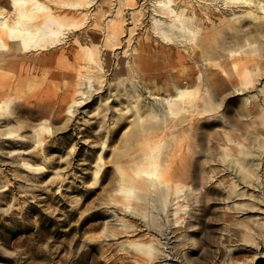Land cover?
I'll return each mask as SVG.
<instances>
[{
    "label": "rangeland",
    "instance_id": "1",
    "mask_svg": "<svg viewBox=\"0 0 264 264\" xmlns=\"http://www.w3.org/2000/svg\"><path fill=\"white\" fill-rule=\"evenodd\" d=\"M104 9L109 10L108 4L105 3ZM137 19L128 45L130 53L125 58L126 66L118 72L119 82L127 88L131 83L130 87L136 88V93L139 92L148 104L154 102L148 90L158 95H172L176 85L198 87L201 96L205 94L195 99L198 109L193 111L190 127H184L180 135L170 136L169 127L185 119L181 112L168 117V127L154 126L141 145L129 148L125 129L130 125L129 119L136 114L133 105H137L142 113L147 108L141 106L143 101H136L133 89L128 88L129 95L125 96L120 83L113 81L114 84L108 79L100 84L95 80V91L90 92L88 102L80 109L82 112L77 116L75 113L71 115L66 112V105L74 90L70 80L64 76L63 61L41 62L36 78L21 80V87L18 86L19 91H15V95L9 92L13 103L10 117L17 116L22 126L19 130L21 137L0 138V264H264V205L251 183L247 185L249 181L244 178V183H247L243 186L247 192L245 196L233 194V199L241 203L233 206L229 201L228 210H222L226 193L216 185L213 176L208 177L212 174L209 170L217 167L222 159V153L219 154L222 147L227 146L228 155L238 152L239 156L252 149L250 146L264 145V133L258 140L252 134L264 128L261 122L243 131L244 135L241 131L227 130L222 120L227 116L228 125L234 124L238 118L243 122L252 121L245 114L242 116L248 106L238 96L223 98L232 85H240L236 78L243 67L239 54L221 61L216 51L209 48V51L195 55L185 49L191 43L189 39L176 37L166 41L153 36L151 29H145V25L150 23L147 9L144 8ZM242 23H246L245 20ZM242 23H230L211 30V37L213 34L217 37L230 35ZM85 27L83 23L77 29L80 31ZM138 35L140 42H134ZM54 49L34 53L41 56ZM256 52L247 56L251 62L247 57L245 60L247 65L257 64L264 74V51ZM110 56L111 67L118 66L120 60ZM232 63L236 65L231 67ZM19 72L20 66L11 70L3 67L0 69V83ZM196 74H201V78L198 79ZM107 75L106 78H111L112 72ZM6 92L0 95V100L8 99ZM259 94V98L264 99V91ZM203 97L205 100L201 99ZM127 106L132 108L131 112L126 111ZM113 108L117 112H113ZM119 110L125 111L122 116H119ZM108 116L111 117L108 119ZM112 119L117 123H111ZM42 120L50 124V134L34 132ZM107 125H112L114 131L109 138L103 131H98ZM226 131L231 139L233 136V141H224L223 144ZM35 138L42 143L35 145ZM106 138L110 150L103 157L106 164L102 180L97 186H91L93 165ZM160 141L164 156L159 159V168L165 182L179 184L177 216L181 220L176 223L175 215L170 213L172 210L163 208L162 194L166 191L163 185L148 193L158 202L154 211L152 207L148 208L150 206L143 209L144 203H138L135 211H128L122 217L120 207L110 203V198L123 199L115 192L119 175L115 163L126 167L128 154H139L142 147H147L145 145L153 146ZM246 165L252 172L258 170L251 162H246ZM170 193L166 192L167 198ZM136 195L129 199L130 202H140ZM112 210L117 213L116 217H113ZM147 211H150L152 233L162 240L151 257L129 244V241L147 242L144 231L135 229L146 224L143 215ZM163 236L169 240H163ZM165 257L170 258L167 260Z\"/></svg>",
    "mask_w": 264,
    "mask_h": 264
},
{
    "label": "bare ground",
    "instance_id": "2",
    "mask_svg": "<svg viewBox=\"0 0 264 264\" xmlns=\"http://www.w3.org/2000/svg\"><path fill=\"white\" fill-rule=\"evenodd\" d=\"M105 3L108 4L109 10L104 9ZM144 8L147 9L150 22L148 26L145 25V29H151L153 36L161 37L166 41H170L176 37H184L191 41L190 45L187 48L185 47L186 50L195 55H201L203 52L205 53V50L207 52L211 48L212 50L210 51L213 52L215 50L220 56L221 61L233 54H239L238 57L243 67H240L241 70L238 72L239 77L237 76L236 78L239 80L240 85L238 87L232 85L231 89L223 94V98L225 99L229 95L238 96L239 100L248 106L242 116L245 114V116L252 118L250 119L252 121L243 122L238 118L234 124L228 125L226 121L227 116L222 120L228 127L227 130H237L239 132H246V129L254 127L258 121L264 124V99L259 98L260 91H264V74L260 72L261 67L257 64L254 63V65L252 62L251 65H247V56L257 53V50L259 52L264 51V0H0V69L6 67L8 70H11L14 66H20L19 73L13 74L10 79H5L6 81L0 83V95L6 91V94L9 95L8 99L0 100V138L12 139L21 137L19 133L22 126L20 119L15 115L10 117L12 115L11 108L13 103L9 92H13V95H15V91H19L18 89L21 87L19 86L21 80L36 78L37 68H41V62L50 60L63 61L65 68L64 76L70 80L71 89L73 88L74 90L71 100L66 105V112L71 115L75 113L77 116L82 112L80 109L88 102L87 99L91 96V91L94 90L95 80L101 84L102 81L110 79L109 82L116 81L121 84L118 72L126 66L125 58L130 53L128 45L130 44V40H132V31L136 28L138 23L137 17L143 13ZM244 20L246 23H242ZM83 23H85L86 27L79 31L77 28ZM230 23L234 25L235 23H242V25L235 28V32L232 34L228 31L230 35L226 36V34H222L217 37V35L213 34V38L211 37V30L228 26ZM139 37V35L135 36L133 41L140 42L138 40ZM54 47L55 49L49 54L36 56V53H34L47 51V49H53ZM29 52H31L30 55L28 54ZM110 55L120 60L119 65L115 62L118 66L111 67L110 60L112 59H110ZM246 57L247 60H245ZM251 60L248 61L251 62ZM102 61H104V66L102 65ZM235 65L236 63H232L231 67ZM111 72V78H106V75L111 74ZM197 78H201V74H198ZM122 84V93L128 96V88H131V83L128 88ZM131 89L135 92L136 98H134L136 101H143L141 102V106H147V108L146 112L142 113L137 105H133L136 114L133 113L135 116L129 119L130 125L125 129L126 141L129 148H133L134 145H141L140 143L147 138V135L151 133L154 126L156 128L168 127L166 123L168 117L176 116L181 112L185 114V119L169 127L170 136L179 134L186 126L190 127L193 111L198 109L196 108L195 99L201 96L198 87L176 85L174 86V93L172 95H158L154 94L152 90H148L147 93L154 99V102L148 104L145 102V98H141L139 92L136 93V88ZM68 93L70 95V92ZM204 97L201 99L205 100ZM206 102L208 103V100ZM199 105L201 106V103ZM205 105L203 104L202 106ZM131 109L127 106L126 111L130 110L131 112ZM111 110L113 112L116 111L114 108ZM123 111L118 113L119 116L124 114L125 111ZM109 117L111 116H108V119ZM113 122L114 120L111 121V123ZM49 125L46 120L39 121L34 132L50 134L51 128ZM112 128V125L111 127L110 125L106 127L101 126L98 131H103L105 137L109 138L114 133ZM258 131L252 132L257 140L264 133V128L261 127L260 132ZM221 134L223 135L222 132ZM108 138L102 142L100 150L97 153L89 183L91 186H97L102 180V173L106 164L103 157L106 151L110 150L107 144ZM224 138L225 140L221 138V141L223 140L221 143L233 141V136L231 139L227 131ZM238 141L237 144L239 143ZM41 143L40 139L35 138V145ZM145 146L147 147H138L141 148L139 154L127 155L125 161L127 163L125 164L126 167H121L118 163H115L119 173L115 192L119 193L123 199L110 198V203H115L116 206L118 205V208L120 207L119 210L122 212H120L122 217L128 211H135L139 206L138 203L142 205L144 203L145 206L140 205L141 208L147 209V206H150L148 208L152 207V210L154 206H157L158 202L156 203L155 197H150L148 193L156 191L159 188L158 186L163 185L166 189L162 194L163 208L172 210L170 213L175 215V222H180L181 218L177 216L179 184H170L168 180V182H165L159 168V159L163 154L162 143L160 141L153 146ZM262 146H250L252 149H247L246 153H240L239 156L237 155V151L235 155H228L227 146V149L221 146V152L218 149L219 154L222 153V159L218 162L217 167L209 170V173L212 174H209L208 177L212 178L213 176L216 185L221 186L222 190L226 193L222 202V210H228L229 201L233 206L241 203L236 198L233 199V194L235 193V196L237 194H244L245 196L247 192L245 193L243 186L247 183V185L251 183L252 189L256 191V196L262 201V205H264V147ZM202 147L204 149L205 146ZM230 148L233 151L232 147ZM246 162L253 163L258 170L252 172L248 168L249 164L246 165ZM244 178H247L249 182L244 183ZM239 183H242V186L238 187ZM135 191L138 192L136 193ZM169 191L171 193L168 195L171 198H167L166 192ZM135 194H137V199L140 202L134 204L129 199H132ZM149 213L150 211H147L143 215L144 220H146L143 228L138 226L135 228L139 231H144L143 233L148 237L147 242L129 241V244L134 245L142 254L144 253L151 257L156 253V246L162 240L152 233ZM112 214L113 217L117 216V213L113 210ZM153 216L151 215V217ZM166 229L168 231V228ZM164 234L166 233L164 232ZM162 238L164 240L166 236ZM169 258L165 257L167 260Z\"/></svg>",
    "mask_w": 264,
    "mask_h": 264
}]
</instances>
